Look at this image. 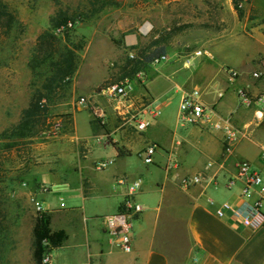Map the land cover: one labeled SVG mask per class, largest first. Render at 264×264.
Segmentation results:
<instances>
[{
	"label": "crops",
	"instance_id": "crops-1",
	"mask_svg": "<svg viewBox=\"0 0 264 264\" xmlns=\"http://www.w3.org/2000/svg\"><path fill=\"white\" fill-rule=\"evenodd\" d=\"M226 2L233 7L232 0ZM240 19L223 43L204 47L210 56L182 64L183 53L171 50L167 61L138 72L142 83L130 78L134 104L125 111H141L144 103L160 111L144 131H136L129 119L124 122L107 100L104 123L88 107L75 105L78 81L73 77L70 100L58 117L61 128L44 135L30 167L32 195L49 212L51 229L67 234L52 249L50 264H264V227L251 229L228 212L216 214L223 203L259 197L258 187L243 194L239 163L246 161L264 178L259 158L264 121L254 117V108L242 106L235 92L236 87L251 95L264 91V0H250ZM229 69L238 71L233 81ZM253 71L262 75L254 78ZM193 88L201 90L217 117L245 132L231 152H225L221 132L178 124L180 99ZM151 144L156 148L148 165L141 153ZM99 160L112 163L97 170ZM192 174H200L201 183L181 188L179 178ZM120 178L141 181L136 200L143 210L132 221L130 252L119 248L104 222L120 210L126 192L116 182Z\"/></svg>",
	"mask_w": 264,
	"mask_h": 264
},
{
	"label": "rangeland",
	"instance_id": "rangeland-1",
	"mask_svg": "<svg viewBox=\"0 0 264 264\" xmlns=\"http://www.w3.org/2000/svg\"><path fill=\"white\" fill-rule=\"evenodd\" d=\"M88 1L0 0L16 18L10 35L0 38V133L19 121L38 88L27 60L38 34L49 28V17L59 11L78 17L69 30L70 42L81 45L73 76L78 81L75 99L120 80L126 62L154 39L166 46V53L176 50L177 55H185L223 43L228 29L241 20L226 0H108L106 5ZM144 26H148L145 31ZM130 78L136 82V74ZM72 79L50 101L40 131L31 138L15 139L17 144L10 151L4 145L11 140L0 139V219L8 224L11 238L0 264H34L29 254L30 227L36 212L30 200V167L39 157L38 144L44 135L53 134L50 130L55 121H63L58 117L64 116L61 105L70 100ZM89 85L91 93L86 90ZM106 100L100 97L98 102Z\"/></svg>",
	"mask_w": 264,
	"mask_h": 264
},
{
	"label": "built area",
	"instance_id": "built-area-1",
	"mask_svg": "<svg viewBox=\"0 0 264 264\" xmlns=\"http://www.w3.org/2000/svg\"><path fill=\"white\" fill-rule=\"evenodd\" d=\"M250 0H235L236 9L244 11L248 6ZM132 56V54H129ZM210 56L207 49H193L183 56L182 64H189L192 59L199 56ZM168 55L166 53L155 57L151 61V65L156 67L161 62L167 61ZM264 66V61H261ZM229 79L234 80L238 76V71L229 69ZM252 77L259 78L262 75L261 71H253ZM138 80H143V75L137 73ZM132 81L130 78H123L118 81H111L99 86L96 91L87 96H79L74 99L75 105L85 106L91 110L95 119L104 123L105 110L103 105L96 100L97 96L104 97L112 104L116 110V114L122 117L124 122L128 119L134 123L136 131H144L153 119L160 113L159 109L152 105V103H144L141 111L126 112L129 106L134 104L132 97ZM235 92L239 103L242 106L254 108L253 115L256 119L264 121V110L261 104L264 102V91L257 95H251L244 87H236ZM45 100L43 99L42 102ZM178 124L181 126L196 125L203 126L206 129L222 133V141L225 152L232 151L235 144L245 136V132L234 126L229 120L221 119L216 116L212 105L206 103L202 99V92L198 88H193L186 91L179 102L178 107ZM61 128L60 121H55L51 127V132L56 134ZM100 141V137H96ZM259 158L264 163V140L260 143ZM156 146L151 144L142 151V160L145 164L153 163V155ZM172 155L170 162L172 165L176 164V157ZM112 163L111 160H99L94 162V168L102 170ZM208 165H211L210 163ZM238 177L245 180V187L243 194L248 195L253 187H258L259 197L253 201L243 200L237 205L230 203H223L217 210L218 216L224 215L226 212L230 213L234 218L238 219L244 226L251 229H258L264 227V178L261 173L250 167L246 161L239 163ZM202 178L200 174L184 175L179 178V186L183 189H188L192 185L201 183ZM118 184L126 186V192L122 199L120 210L114 214L108 215L104 218L105 225L110 233H112L117 241V245L124 252H130L132 249V221L135 215L143 210L140 202L136 200V194L140 188V179L128 181L124 178L117 179ZM35 211L42 210L41 203L33 195L30 197ZM51 263V252L44 253L42 257V264Z\"/></svg>",
	"mask_w": 264,
	"mask_h": 264
},
{
	"label": "trees",
	"instance_id": "trees-1",
	"mask_svg": "<svg viewBox=\"0 0 264 264\" xmlns=\"http://www.w3.org/2000/svg\"><path fill=\"white\" fill-rule=\"evenodd\" d=\"M91 5L95 2L108 4V0H89ZM232 5L239 16L242 11L236 9L235 0ZM15 16L9 7L0 3V38H7L15 24ZM78 19L65 11H59L49 17V28L43 29L36 37V42L30 51L27 66L38 88L31 94L27 107L21 111L20 119L9 129L0 133V139H9L5 148L10 151L17 143L18 138H31L37 130L43 127L49 112V103L58 90L71 83L77 67L76 51L81 45H73L69 40L70 26ZM137 49V47H133ZM137 55L129 59L122 68L121 79L130 78L138 72H145L151 61L166 53L165 45L156 39L151 41L144 49L137 50ZM45 100L42 102V100ZM31 259L34 264H42L44 253L60 246L67 237L63 229L52 230L50 227V214L46 210L35 212L30 227ZM10 230L0 219V261L10 243Z\"/></svg>",
	"mask_w": 264,
	"mask_h": 264
},
{
	"label": "bare ground",
	"instance_id": "bare-ground-1",
	"mask_svg": "<svg viewBox=\"0 0 264 264\" xmlns=\"http://www.w3.org/2000/svg\"><path fill=\"white\" fill-rule=\"evenodd\" d=\"M147 28H148V26H146V27L144 26V27L142 28V30L145 31Z\"/></svg>",
	"mask_w": 264,
	"mask_h": 264
}]
</instances>
